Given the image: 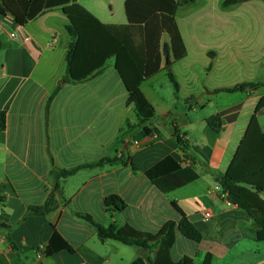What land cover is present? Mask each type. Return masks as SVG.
Returning a JSON list of instances; mask_svg holds the SVG:
<instances>
[{"label":"crops","instance_id":"1","mask_svg":"<svg viewBox=\"0 0 264 264\" xmlns=\"http://www.w3.org/2000/svg\"><path fill=\"white\" fill-rule=\"evenodd\" d=\"M106 1L117 4V10L107 11L98 1L90 8L82 6L104 24L127 23L124 10L119 12L125 0ZM224 1L179 2L176 22L187 57L178 62L164 59L160 73L140 86L156 109L148 127L158 133L142 136V129L136 128L124 142L118 137L121 130L127 122L136 125L138 118L134 106H127L128 93L115 60L113 65L106 63L101 75L82 83L69 82L65 60L71 37L62 10L46 12L24 27L11 16L0 15V114L6 118L5 130L0 129V264H132L139 258L154 260L157 247L144 252L118 241H102L82 216H90L104 227L129 225L155 235L166 223H179L181 216L173 202L203 237L201 243H194L178 234L171 250L174 261L189 257L194 264H202L211 254V264H264V242L257 240L258 226L246 212L222 198V190L215 189L217 178L223 175L245 182L230 190L264 211V193H256L253 187H264V146L260 140L264 134L260 119L264 113V0H243L227 9L222 7ZM214 22L220 23L223 36L217 44L210 41ZM251 30L257 44L251 50L260 53V62H207L208 54L216 49V61L223 55L234 60L244 46L241 39ZM14 31L17 41L10 36ZM188 60H201L202 67L210 68L205 82L194 70L199 62H183ZM223 68L222 80H212V73ZM248 68L254 72L248 73ZM169 73L174 74L179 91L165 101L158 97L153 83L168 79ZM245 83L260 87L233 94L219 92ZM57 89L47 114V101ZM207 91L208 98L231 95L232 99L222 105L210 100L203 106L202 95ZM193 102L206 108L201 113ZM208 107L215 110L206 115ZM214 115H219L223 124L218 134L207 124ZM176 128L185 134L190 155L178 148ZM115 156L124 157L136 171L123 164L81 169L61 179L59 191L55 190L54 170H72ZM166 157L192 166L198 179L167 194L159 191L145 174ZM113 195L125 202L124 211H105L104 200ZM50 198L55 201L52 211L42 216L30 213V208L43 207ZM207 213L211 218L204 222ZM53 234L73 252L59 250L47 256ZM41 247L45 256L37 260Z\"/></svg>","mask_w":264,"mask_h":264},{"label":"trees","instance_id":"2","mask_svg":"<svg viewBox=\"0 0 264 264\" xmlns=\"http://www.w3.org/2000/svg\"><path fill=\"white\" fill-rule=\"evenodd\" d=\"M196 0H125L124 11L127 23L122 25L104 24L96 16L87 11L79 0H0V15L11 16L14 22L24 27L46 12L62 10L69 21L67 31L71 37V43L66 56L69 82L82 83L94 75H101L109 60L114 59L115 68L119 73L124 87L128 93L127 106H134L138 123L130 122L119 134L121 142L126 141L127 136L136 128L142 129V136H148L152 132L158 133L148 127V124L156 116L155 107L146 98L140 86L160 73L162 62L168 59L170 62H178L187 57V48L176 22L178 4L194 3ZM243 0H225L222 3L224 9L241 3ZM167 35L168 42L163 43V36ZM2 43L0 41V48ZM211 52L209 56L215 57ZM171 63L168 64V67ZM168 79L175 93L179 91V83L173 73L168 74ZM260 86L253 83L240 84L233 88L220 90L219 92L237 93L246 90H256ZM59 92L57 89L48 99L46 113ZM207 124L215 132L220 133L222 120L219 115L207 119ZM5 114H0V129L5 130ZM186 136L179 129H175V137L178 148L185 154H189ZM264 146V134L260 139ZM193 163H197L195 158ZM123 164L135 167L127 162L124 157H108L97 163L81 166L72 170H54L52 175L55 182V190L59 191V181L74 175L81 169L94 166ZM146 177L162 193H170L187 186L198 179V174L192 166L178 163L172 157H166L146 172ZM217 183L221 187L225 199L232 205L246 212L258 226L257 240L264 242V211L251 206L249 203L234 194L230 188L244 186L245 182L238 181L229 176H220ZM256 193H264L263 186H253ZM173 207L180 214L178 224L166 223L155 235L139 231L129 225L119 228L112 224L104 227L96 224L90 216H82L96 230L97 236L102 241L114 240L127 246L141 248L144 252H150L158 248L154 260L147 257L139 258L132 264H194L193 259L184 257L176 262L171 257V250L176 243L178 234L183 238L201 243L202 234L196 229L182 209L173 202ZM55 206V201L50 198L43 207L30 208L32 215H46ZM105 211L122 212L126 209L125 202L113 195L104 200ZM47 248L46 255L51 256L59 250L73 249L57 234ZM213 256L207 254L202 264H211Z\"/></svg>","mask_w":264,"mask_h":264},{"label":"rangeland","instance_id":"3","mask_svg":"<svg viewBox=\"0 0 264 264\" xmlns=\"http://www.w3.org/2000/svg\"><path fill=\"white\" fill-rule=\"evenodd\" d=\"M94 1H98L100 2V4H103L105 10L110 11L113 8L115 9V11L117 10V4L111 5L108 1L106 0H82L81 3L82 5H84L85 7L90 8V4ZM124 9H122V6H120V11L122 12ZM246 17L249 20V17L251 16L250 13L247 11L246 12ZM180 17V16H179ZM220 23L218 22H214V26L211 28V32L213 35V38L210 39V41H212L213 44H217L218 40L222 39V35H220V30L218 28V25ZM211 35V36H212ZM168 36L164 35L162 38L164 41H168ZM221 38V39H220ZM256 38L255 36L252 34V30L248 31V33L243 36V38L241 39V43H243L244 46H240V54L238 57H236L234 60L229 58V57H225V55L221 56L220 59L218 61L215 60V57H211L208 54V57L206 58L207 62H255L257 59V62H260V59H262V57L260 56V53H258L257 51H252L251 47H255L256 44ZM215 53H218V50H214ZM114 60H110L108 61V66L113 65ZM183 62H199L195 65L194 70L197 74V76L199 77L201 82H205L207 80V75H208V70H210L209 67H202V63L201 60H196V61H192V60H188V61H183ZM264 62V61H263ZM262 70V69H261ZM248 73H253V69L252 68H248ZM225 73V68H223V70L217 72L212 73L211 78L214 81L217 80H222V77ZM172 84L171 82L167 79V78H163V79H159L158 81H155L153 83V88L157 91L158 93V97L162 98L163 100L167 101L173 98L174 96V88H172ZM209 91H207L206 93H204L202 95V100H205V103L203 106L207 105L208 101H213L214 103L218 104V105H222L225 104L227 102V100L232 99L231 95H216V96H212V97H207V95H209ZM194 99H188L187 101H193ZM193 106L198 107L199 112L202 113L201 110H203L206 107H200L197 105V103L193 102L192 103ZM216 107V106H215ZM215 107H208L207 109L204 110V113L207 115H209V113H212L215 110ZM162 109V108H161ZM261 124L264 127V113L261 114ZM194 244V243H191Z\"/></svg>","mask_w":264,"mask_h":264},{"label":"built area","instance_id":"4","mask_svg":"<svg viewBox=\"0 0 264 264\" xmlns=\"http://www.w3.org/2000/svg\"><path fill=\"white\" fill-rule=\"evenodd\" d=\"M11 35V38L13 39V40H19V36H18V33H17V31H14V32H12V33H10ZM137 144V143H136ZM216 191L217 192H221V189H220V186L219 185H217L216 186ZM222 195V198H224L225 199V195L222 193L221 194ZM210 218H211V214H209V213H207V214H205V216L203 217V221L204 222H208L209 220H210ZM44 256H45V254H44V248L43 247H41V248H38L37 249V260H41V259H43L44 258Z\"/></svg>","mask_w":264,"mask_h":264}]
</instances>
